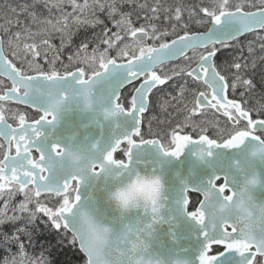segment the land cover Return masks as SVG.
Here are the masks:
<instances>
[{
    "label": "snow or ice",
    "instance_id": "obj_1",
    "mask_svg": "<svg viewBox=\"0 0 264 264\" xmlns=\"http://www.w3.org/2000/svg\"><path fill=\"white\" fill-rule=\"evenodd\" d=\"M0 264H264V0H0Z\"/></svg>",
    "mask_w": 264,
    "mask_h": 264
},
{
    "label": "water",
    "instance_id": "obj_2",
    "mask_svg": "<svg viewBox=\"0 0 264 264\" xmlns=\"http://www.w3.org/2000/svg\"><path fill=\"white\" fill-rule=\"evenodd\" d=\"M189 159H190V154L186 150L185 155L183 157H181L180 160H178V161H175V160L172 161L171 164L168 165L166 167V169H165V177H166V179L169 177V171H170V169H179V168H181L184 165V163L187 160H189Z\"/></svg>",
    "mask_w": 264,
    "mask_h": 264
},
{
    "label": "trees",
    "instance_id": "obj_3",
    "mask_svg": "<svg viewBox=\"0 0 264 264\" xmlns=\"http://www.w3.org/2000/svg\"><path fill=\"white\" fill-rule=\"evenodd\" d=\"M147 125H145V129H146ZM73 252H75V250H72L71 252H68L67 253V257L65 256H62L60 254H57V259H60V260H64L65 258H68V259H72L74 262H78L79 261V255L76 254L75 256H73Z\"/></svg>",
    "mask_w": 264,
    "mask_h": 264
}]
</instances>
